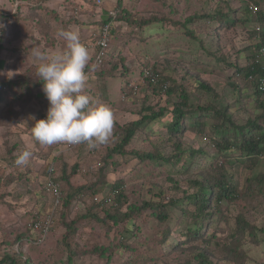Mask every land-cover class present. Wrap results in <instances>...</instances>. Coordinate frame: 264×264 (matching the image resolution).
<instances>
[{
  "label": "rangeland",
  "instance_id": "1",
  "mask_svg": "<svg viewBox=\"0 0 264 264\" xmlns=\"http://www.w3.org/2000/svg\"><path fill=\"white\" fill-rule=\"evenodd\" d=\"M44 1L0 0V23L5 25L0 29V83L8 85L0 97V171L5 169V158L10 156L7 145L17 143L23 147L22 151L29 149L32 152L29 161L32 181L28 184L23 181L7 190L10 196L7 195L6 202L13 208L0 206V230H4V236L12 240L26 230L30 210L36 207V201L44 205L43 199L48 200L50 214L60 204L51 194H42L44 183L48 181L43 174L46 165L54 164L57 171L66 167L69 172L78 166L76 173L66 174L69 181H61L64 195L74 191V197L68 208L59 209L45 243L30 246L25 243L23 246L24 251L33 257L34 264L41 261L55 264L57 260L63 263L70 257L72 264H264V153L249 156L241 147L244 139L250 136L241 140L240 129L234 126L235 123L242 126L249 119L253 121L262 115L264 107L260 102L264 95L260 97L253 85L244 89V79L238 77L233 81V69L230 68V65L235 67L252 62L256 53L264 62V50L258 52L255 47V42L260 39L256 38L255 30L263 23L244 19L248 11L233 9L231 18L236 22L233 25L228 26L231 21L224 26L211 22L199 28L204 45L190 37L184 27L167 30L153 24L136 36L119 33L113 38V48L110 46V49L114 51L115 46L127 44V50L131 52L127 53V64L134 71L128 67L126 81L124 78H110L106 84L97 82L98 76L90 75L92 87H87L91 88L96 101L108 105L114 113L113 135L109 143L94 149L82 145L70 150L65 143L41 148L36 147L31 128L33 118H43L41 115L46 114L48 104L45 98L37 95L43 91L38 85L41 82L37 80L32 49L63 47L64 41L58 32L75 29L93 57L91 40L99 33L98 14L103 10L88 0ZM109 1L104 0L108 9L112 7ZM217 1L178 0L175 4L174 0V6L168 7L166 0H159L160 3L128 0L130 7L139 5L144 11L155 8L162 15L181 21L195 12H209ZM69 2L72 4H67ZM231 3L234 8L241 4L238 0H231ZM73 4L79 6V12L77 17L71 18L70 15L77 11ZM258 4L264 9V1ZM250 14L255 15L254 12ZM119 24L123 32L129 30L124 20ZM121 52H116L110 64H117L119 70H123V64L127 65ZM144 56L160 61L164 75L170 80L176 76L185 82L184 88L192 94L190 102L193 105L196 106L197 102L215 105V108L231 112L233 121L209 115L205 123L195 124L199 118L191 116L178 132L168 129L165 123L168 119L153 122L134 137L126 148L127 153L109 155L107 147L114 146L121 138V124L137 118L134 111L143 104L145 89L126 98L124 89L129 88L131 82L138 81L139 63ZM162 56L174 60L170 59L166 65L162 63L165 60ZM211 59L213 63L208 65ZM200 68L204 70L200 72ZM200 75L211 90L198 91L194 78H201ZM183 77L186 79H181ZM176 97H171V108ZM26 101L28 103L23 104ZM156 101L157 96L151 100L153 104ZM9 112L17 115L11 118ZM7 121L17 124L10 129ZM258 121L264 131V120ZM218 123L226 124L225 134L236 145L230 144L227 148L225 137L217 134H213L216 147L209 141L211 126ZM250 129L256 132L253 127ZM58 151L63 152L59 157L55 155ZM147 153L153 157H148ZM221 179L228 183L232 195L225 197L221 194L218 185ZM115 182L126 183L129 203L161 202L165 204L161 210L168 217L160 221L151 216L150 209H146L139 212L131 231L124 223L114 224L112 217L107 215L114 213V204L102 206L99 203L97 207L93 191L98 190V195L106 198ZM203 184L211 187L205 206L194 199L195 195L201 197ZM79 186L86 187L80 190Z\"/></svg>",
  "mask_w": 264,
  "mask_h": 264
},
{
  "label": "trees",
  "instance_id": "2",
  "mask_svg": "<svg viewBox=\"0 0 264 264\" xmlns=\"http://www.w3.org/2000/svg\"><path fill=\"white\" fill-rule=\"evenodd\" d=\"M88 1L94 4L96 7H100L101 10L103 9L102 13L98 14L99 16L98 19H100V22H98L99 33L95 34V37H93V39L91 40L93 44V49H94V55L89 62L91 70L89 71L88 69H86V71H89V76L96 75L99 77V80L97 82H99L100 84L101 83L106 84L107 80L110 78L111 79H114V78L122 79L125 77L127 79V74L129 70L128 67L132 69V67L127 64L129 63L128 62L129 57H127V55H129L127 53L130 52L127 50L129 49V46L124 43V44H121L120 47L115 46L116 50L114 49V51H112L110 49V46L112 47L113 45L112 44L113 38L116 35H119V33H124V34L131 33V34H134L135 36L139 35V31L141 30L144 31L145 28L153 24L159 25L162 28L167 29V30L168 29L170 30L171 27H174V28L184 27L185 32L190 37H192L195 41H199L200 43H202L203 40L201 39L200 34L198 32L199 28L200 29L204 28L206 24L208 25L211 22H213V24L219 23V25L221 24V26H224L223 24L231 21V23L228 24V26L233 25L236 22L234 21V19L231 18L232 17L231 11L233 9L235 11L236 9L238 11L244 10L245 11L244 13H247V11L249 12L247 13L246 18L244 19H249V21L254 19V21H257L258 23L259 22L263 23L262 27L259 25L258 27H256V30H255L256 38H260V39L257 40V42H255V47H257L258 52H261L260 51L261 48H264V9H262L261 5L258 4L260 1L263 2L264 0H258V1L238 0L241 3L238 8L236 7L234 8L232 6L231 0H221V1L218 0L214 8L211 7L212 10H210L209 12H206V13H204L205 11L195 12L191 14L190 16H188L185 19V21L172 19L171 17L166 16V14L162 15V13H160L159 11H154V10H149L144 13L133 12L131 9H128L127 6H124V0H118L117 4H115V6L112 9H108V10L105 8L104 0L101 4H97L95 0L93 1L88 0ZM173 1L174 0H166V6L173 7L174 6ZM177 1L178 0H175V4ZM73 6H74L73 9L77 11H75L76 13H72L70 15L71 18L77 17L76 15L79 12V6L76 4H73ZM254 7H257L256 11H254ZM110 11H116V15L111 14ZM250 12H254L255 15L253 14L251 15ZM103 15L104 17H102ZM236 19L238 20L240 18H236ZM120 20L125 21V24L129 28L128 31L126 32L122 31V27L119 24ZM106 26H109L108 48L106 49V55L105 56L103 55L101 58V61H99L100 51L102 47L98 44V41L100 40L102 32ZM202 45L204 44L202 43ZM119 50H122L120 54L123 55L124 57L123 59L125 63L128 65L127 66L123 64L124 65L123 70H119V67L117 64H113L112 66H110L114 57H116L117 55L116 52ZM164 58L165 60L162 61V63L164 62L166 65L169 64L170 59L174 60L172 59V57H169V58L164 57ZM212 61L213 59L209 60L208 65H211L213 63ZM159 62L160 61H157V60L152 61L151 57L149 56L142 57L139 63L140 77L138 81L136 80V82H131L129 84L130 85L129 88L124 89L126 90L125 93L127 94V95H124L125 98L128 95H132V93L138 95L141 89H145L144 91H146V94H144L143 104L141 108L137 111H134V113L137 114V118L131 119L121 124V126L117 125L118 128L120 126L119 133L121 135V138H119V140L114 144V146L107 147V149L110 150V152H108L109 155L114 156V155H121V154L127 153L126 148H129L128 146L131 145L134 137L144 127H148L153 122H160L164 119H168L167 122H165L168 129L173 132H178L182 128V126L185 124L184 122L187 120V118L191 116L199 118V120L194 122L195 124L196 122H198V124L205 123V121H207V118H210V116H213V115L214 116L218 115L219 118L223 116L222 117L223 119L225 120L228 119L230 122L233 121L232 120L233 115L231 112H225V110L223 111L221 108L220 109L215 108L216 107L215 105H212V104L205 105V102L203 104L201 102H197L196 106L193 105V103L190 102L192 94L189 93L190 91L184 88V86H186V83L182 82L180 78H176V76H174V78L170 80V78L164 75ZM146 68L152 69V71L154 72V75L158 79L157 82H153L151 78L145 74ZM206 68H209V67L207 66ZM230 68L233 69V72L231 75V79H234L233 81H235V79L238 77L241 79H244L246 81V83L244 82L243 84V85H246V88L244 89H247L250 87V85H253V87L256 90V93H258L260 97L264 95V91L260 88L261 79L264 78V62L263 60H260L258 53L254 55L252 62H249L246 65L238 64L235 67L230 65ZM203 70L202 68L199 69L200 72ZM184 78L185 77L181 79H184ZM191 78L193 77L191 76ZM194 79H195L196 87L198 88V91L202 90V92H205L206 90H211L210 86L207 85L206 80L202 79V76L201 78L198 77ZM3 83L4 82L0 83V87H1L0 97H3V94H4L3 92H6L5 87L8 86L7 84H3ZM6 83H9V82H6ZM38 85L42 86V83H39ZM88 85L90 86L89 82H88ZM87 91L90 92V94L94 98H96L91 88L87 89ZM37 95L45 98L46 99L45 102L49 105V102L43 92H38ZM173 95L177 96L176 97L177 100L176 101L174 100V106L171 108L169 104H171V100L173 99L171 97ZM156 96H157V101L153 104L151 100L153 101L154 99H156ZM28 101L23 102V104L28 103ZM260 103H261V106L264 107V99ZM9 113L12 115L11 118L17 115L16 112H9ZM45 115L46 114L43 113V115L41 116L44 118ZM0 117H2V114H0ZM258 119L264 120V111L260 117L258 118L255 117L253 121H250L249 119L248 122L246 124H243L242 126H240L237 123L234 124L235 127H238L240 129V133L242 134L241 140H243V138L246 135L250 136V138L246 137L244 139V142L241 147L247 150L248 152L247 154L249 156H254V155L256 156L259 152L264 153V150H261V149H264V147H262V145L264 144V131H261V129L263 128V125L260 124ZM7 123L10 129L17 124L16 122H12L10 124V122L8 121ZM250 126L253 127V131L256 129V132H252V129H250L251 128ZM211 128H213L211 129L212 136L209 135L208 138H209V141L215 147L217 146V143L215 141L216 137L213 134L215 135L217 134L220 136L223 135L225 137L224 140L226 141V143H228V145L226 146L227 148L230 147V144L236 145L235 142H230L231 141L229 140L230 138L226 136L225 134L228 129L226 127V124L224 125L220 123L213 124ZM116 133H117V130L115 134ZM18 145L19 144L16 143L11 146L10 145L6 146V150L8 151L10 156L9 158H5V162L7 164H5V169L3 171H0V206L6 205L8 209H11L13 207L10 203L6 202L8 201L7 195L10 196L7 190L12 185L17 186L23 181H25L27 184L28 182L32 181V178L29 177L30 172H31L30 167H32V164L29 162L27 165L17 166L14 163L17 155L22 151L21 149L23 148ZM82 145H86V144L72 145L71 147H68V144H67V149L71 150V149L80 147ZM37 146L41 148L44 147L36 141V147ZM62 153L63 152L58 151L55 155L59 157L61 156ZM139 153L140 152H138V154ZM147 155L148 157H153L151 153H147ZM77 168L78 166H74V168H72V170L69 172L66 167H63L62 169L60 170L58 169L59 171H57L55 165L50 164L48 166L46 165V167L43 170V174L48 178L47 179L48 181L44 183V186H43L44 190L42 189V194L43 195L47 194L48 192L47 187H48V183L50 180L54 182L60 194V204L50 214L51 217L54 219H56V215L59 209L61 211V209L63 210L65 208H68L69 205H71V201H72V198L74 197L75 192L70 191L65 196L63 192L64 187L62 186L61 181L62 179L69 181L70 177L67 176L66 174L73 175V173H76ZM116 183L117 182L111 185L112 188H110V196L106 198H103L102 195L100 196L101 200H106V201L103 204L100 202H97L98 204L96 205L98 207L100 204L103 206L105 203H106L105 205L114 204L112 206V208L115 209V211L113 210L114 213L112 215L109 213L107 214L108 216L112 217V219L114 220V224L117 223L118 225V224L124 223L128 227V231H131L132 228L130 227H132L133 225L137 223V218H138L137 215L139 214V212H142L146 209H150L152 212L151 216L156 217L160 221L168 217V214H166L165 212L161 210V208L165 205L161 202L145 201L142 205L129 203V200H128L129 196L126 193V183L125 182L117 183V184ZM218 185H219L221 194L223 196L228 197L229 195L233 194L230 190V187L228 186V183L225 180L223 179L219 180ZM85 187L86 186H79L78 189L81 190V189H84ZM201 189H202L201 197H197V195H195L194 199L200 200L199 204L201 206L202 205L205 206L206 201L208 200L207 194L211 192V187L206 184H203ZM93 193L94 195L99 194L98 190H94ZM43 200H44V205H42L43 202L36 201V207L33 209L35 211H38L39 213L38 216H40L41 214H45L46 213L45 209L49 205L48 200H46L45 198ZM30 214L33 216V213L31 210H30ZM34 217L36 218V220L38 219V217H36L35 215ZM34 222L35 220L30 224V226L27 225V228L25 231L19 232L15 236V238H13L12 240L4 236V233H3L4 230L3 231L0 230V246H1L0 247V264H34L33 257L28 255V253L24 251L23 249L24 244L25 243L32 244V245L44 244L45 240L48 238L50 234L49 233L47 237H44L41 230H37L33 227ZM53 227H54V224L51 225L50 232L51 230H53ZM137 229L139 230L140 227H138ZM15 245H17L18 247L16 248ZM71 260H72L71 257L67 262H63V263H60L57 260L55 264H72L73 261ZM40 264H43V262L41 261Z\"/></svg>",
  "mask_w": 264,
  "mask_h": 264
},
{
  "label": "clouds",
  "instance_id": "3",
  "mask_svg": "<svg viewBox=\"0 0 264 264\" xmlns=\"http://www.w3.org/2000/svg\"><path fill=\"white\" fill-rule=\"evenodd\" d=\"M4 27L0 23V29ZM58 36L64 41L63 47L46 50L34 47L31 52L37 80L42 83V91L49 102L46 116L38 120L33 118L32 136L42 146L86 144L94 149L106 145L113 135L114 113L108 105L99 103L87 91L91 51L75 29H61ZM31 156L32 152L25 149L17 155L14 163L17 166L27 165ZM48 193L55 200V196ZM95 196H98L97 201L102 204L106 201L101 200L98 194ZM45 212L38 216V211L32 210L33 216L30 215L27 225L30 226L35 220L33 227L41 230L40 225H47V216L50 215L48 207ZM34 215L38 217L37 220ZM50 218L45 237L50 233L51 225L55 224V219L51 215ZM38 221L40 224L36 228Z\"/></svg>",
  "mask_w": 264,
  "mask_h": 264
},
{
  "label": "built area",
  "instance_id": "4",
  "mask_svg": "<svg viewBox=\"0 0 264 264\" xmlns=\"http://www.w3.org/2000/svg\"><path fill=\"white\" fill-rule=\"evenodd\" d=\"M93 1V0H91ZM97 2V4H101L103 2V0H95ZM257 7H254V11H256ZM111 14L113 15H116V11H110ZM108 29H109V26H106L102 32V35H101V38L100 40L98 41V44L102 47L101 48V51H100V56H99V61H101V58L102 56L106 55V49L108 48V39H109V35H108ZM261 50L263 51L264 48H261ZM145 74L147 76H149L151 78V80L153 82H157V77L154 75V72L152 71L151 68H146L145 69ZM263 91H264V78L261 79V87H260ZM72 145H69L68 144V147H71ZM263 154V153H262ZM264 155V154H263ZM47 190L49 192H51L54 196H55V200H56V203H60V194L56 188V185L54 184L53 181H49L48 183V187H47ZM98 196H95V200H98ZM49 221H51V218H50V215L47 216V225H44V226H41V230H42V234L43 236L45 237V235L47 234L48 232V226H49ZM39 221L35 224V227H39Z\"/></svg>",
  "mask_w": 264,
  "mask_h": 264
},
{
  "label": "crops",
  "instance_id": "5",
  "mask_svg": "<svg viewBox=\"0 0 264 264\" xmlns=\"http://www.w3.org/2000/svg\"><path fill=\"white\" fill-rule=\"evenodd\" d=\"M117 1L118 0H111V1H109L108 2V4L110 5H112V7H110L109 9H112L114 6H115V4H117ZM155 2H157V3H160L159 2V0H155ZM71 2H69L68 4H70ZM128 3V4H127ZM124 6H127L128 7V9H131L133 12L135 11L136 13H144V12H146V11H148V10H146V11H144V10H142L140 7H139V5L138 6H131L130 7V4H129V2H128V0H124ZM107 10H108V8L107 7H105ZM150 10H157V9H150ZM106 11V10H105ZM153 27V26H152ZM0 128H1V125H0ZM5 166V165H4ZM3 166V167H4Z\"/></svg>",
  "mask_w": 264,
  "mask_h": 264
}]
</instances>
